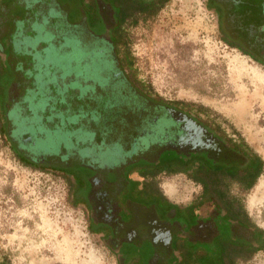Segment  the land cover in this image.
Instances as JSON below:
<instances>
[{
    "label": "flooded vegetation",
    "instance_id": "obj_1",
    "mask_svg": "<svg viewBox=\"0 0 264 264\" xmlns=\"http://www.w3.org/2000/svg\"><path fill=\"white\" fill-rule=\"evenodd\" d=\"M169 1L0 0L1 133L25 167L79 169L65 175L116 264H246L264 253V230L229 187L245 189L255 155L151 93L124 45L125 27ZM214 1L219 30L264 66V0ZM159 174L200 191L173 202Z\"/></svg>",
    "mask_w": 264,
    "mask_h": 264
},
{
    "label": "rangeland",
    "instance_id": "obj_2",
    "mask_svg": "<svg viewBox=\"0 0 264 264\" xmlns=\"http://www.w3.org/2000/svg\"><path fill=\"white\" fill-rule=\"evenodd\" d=\"M124 45L133 71L151 93L186 103L217 130L239 135L264 163V66L224 41L208 0H170L125 27ZM62 171L22 165L0 128V264H116L65 175L79 169ZM156 181L180 204L200 191L183 174H159ZM229 191L264 230V164L250 189L231 185ZM246 264H264V253Z\"/></svg>",
    "mask_w": 264,
    "mask_h": 264
},
{
    "label": "trees",
    "instance_id": "obj_3",
    "mask_svg": "<svg viewBox=\"0 0 264 264\" xmlns=\"http://www.w3.org/2000/svg\"><path fill=\"white\" fill-rule=\"evenodd\" d=\"M210 6H216L215 5V1L214 0H210ZM218 6V5H217ZM216 6V7H217ZM219 8V7H218ZM221 8H219V10H220ZM238 14V13H237ZM239 14H241L242 16H246V13H245V10L244 11H239ZM222 22V21H221ZM220 31H221V33H222V38L224 39V41L225 42H227L228 44H230L232 47H235V48H238L239 50H241L243 53H245V54H247L248 55V52L247 51H245V50H247L246 49V47H244L243 45H240V44H238V43H236L230 36H227L226 35V33H223L224 31H222V27L220 26ZM177 104H181V106L183 107V108H186L187 109V111H188V114L189 115H192V116H199V115H197L196 113H193L191 110V108H190V106L189 105H187L186 103H178L177 102ZM185 115V114H184ZM201 124V123H200ZM199 124V125H200ZM201 125H203V127L202 128H200L199 129V131H211L212 129L211 128H205V125H207V123L206 122H203V124H201ZM207 127V126H206ZM202 142V140L199 138L198 139V142ZM182 146H183V144H182ZM184 147V146H183ZM245 147H246V149H249L255 156H254V158H255V160H254V163H253V165L251 164H247L246 165V168H248V169H251V172H250V175L248 174V175H246L245 176V184H244V188L245 189H250L253 185H254V183H255V181L257 180V178L259 177V175L261 174V172H262V170H263V160H262V158L257 154V153H255L252 149H251V147H249V145L247 144V143H245ZM186 148H188L187 146H186ZM193 148V147H192ZM188 149H190V148H188ZM195 149V148H194ZM197 151H200L199 149L197 150ZM201 152V151H200ZM187 174L189 175V176H191L192 175V172H187ZM221 174H223V173H221V172H217V171H206V170H204V173H203V177H202V179L204 180H208V179H210V180H215V179H217L218 178V176H221ZM196 178H199V177H197L196 176ZM215 190H217V191H219V190H221V189H219V188H214ZM210 188H208V187H205V193L206 194H208L209 192H210ZM212 191H213V188H212ZM2 264H9L7 261H5L4 262V260H3V263Z\"/></svg>",
    "mask_w": 264,
    "mask_h": 264
}]
</instances>
